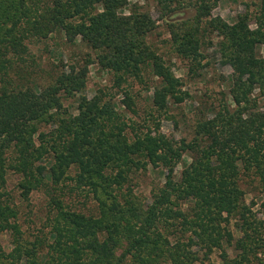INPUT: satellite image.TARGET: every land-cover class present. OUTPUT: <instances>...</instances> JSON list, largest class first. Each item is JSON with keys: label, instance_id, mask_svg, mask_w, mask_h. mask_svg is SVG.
<instances>
[{"label": "trees", "instance_id": "16d2710c", "mask_svg": "<svg viewBox=\"0 0 264 264\" xmlns=\"http://www.w3.org/2000/svg\"><path fill=\"white\" fill-rule=\"evenodd\" d=\"M154 1L159 18L193 11L165 22L188 78L210 60L230 70L227 98L197 102L189 138L154 119L176 124L169 109L188 93L147 41L149 13L127 0H0V264H264V0L253 28L245 13L213 16L219 0ZM55 38L92 57L42 63ZM90 64L111 74L121 105L86 96ZM134 85L150 90L142 124L124 111L139 116ZM154 172L149 196L135 193Z\"/></svg>", "mask_w": 264, "mask_h": 264}, {"label": "rangeland", "instance_id": "374dc122", "mask_svg": "<svg viewBox=\"0 0 264 264\" xmlns=\"http://www.w3.org/2000/svg\"><path fill=\"white\" fill-rule=\"evenodd\" d=\"M257 2V0H219L212 10V15L218 16L225 22L230 23L235 21L238 15L245 13L249 17V27L253 28L254 25L252 23V17L257 8ZM127 3L129 8L133 6L132 8H136L137 10L142 12H147L153 19L156 20V27L147 36V41L154 47L156 52L165 60V62L170 65L174 75L180 77L183 80L184 83L182 89L188 93V98L177 104V106H172L173 108L170 107L171 110L169 109L168 113L174 117L176 124H174L170 116L169 119L164 120L163 117L159 118L154 115V119L156 123H158L159 130L165 134L173 135L176 139L189 138L190 130L188 128V119H190L191 116L197 112L194 109L200 108V106L202 105L201 104L200 106H198L197 102H207V105L209 103H212V105L214 106L219 102H222L221 100H223L224 98H227L226 94L228 90V83L225 78L229 74L230 70L227 67L219 66L217 62L210 60V62L206 64V68L201 72L200 77L192 80L188 78L185 73L186 68L184 63L171 52L168 43V34L166 32L165 22L169 19L187 18L192 14V9L184 8L183 10H177L172 12L171 14L159 18V9L154 0H127ZM124 12L127 13L128 9H125ZM58 41L59 40L56 38L50 40L49 50L51 54L47 51H43L42 57L44 59L42 60V63H45L47 60L55 62L58 58H62L64 61H66L67 56H70L71 53H75L74 49L76 51L80 50L83 53H88L89 56L92 57L90 51L83 46H80V48L82 49L79 48V45L68 47L63 44L61 45ZM211 52L212 49L209 48L204 53L208 57ZM258 52L262 57H264L263 46H260L258 48ZM112 80L113 79L111 74L98 69L95 64H90L88 66V73L85 84L86 96L90 97L97 89H101L105 94L111 96L113 98V101L116 102L117 105H121L120 99L122 91L113 88ZM141 88L142 87L138 89V86L134 85L132 88L133 94L130 92V94L134 96V98L132 97L134 101V109L139 116H135L128 109V111L124 109V111L126 112V118L131 119L134 122L138 121L139 124H142L143 118L140 110H148L147 106L149 105L150 95V90H145L144 88H142L141 90ZM65 104L66 103H64V105ZM258 105L261 108H264V98L259 100ZM191 119H193V117ZM147 125L150 128L154 127V124L151 122H148ZM186 163H188V158L186 156H183V159L175 167L176 177L179 175V172ZM159 181L160 177L158 173H149L145 176V178L138 180L137 186L135 188V193H141L145 196H149L150 187L152 185L158 184ZM7 184L8 189H10L11 181L8 180ZM42 198L43 196L41 193H34L31 196L30 201H32L34 210L37 203L40 202ZM30 219H33V217L30 216ZM0 243L2 246H4V248H7L6 235L0 236Z\"/></svg>", "mask_w": 264, "mask_h": 264}]
</instances>
